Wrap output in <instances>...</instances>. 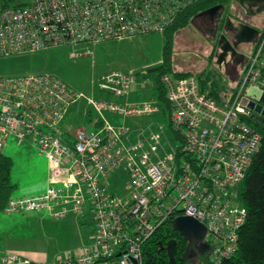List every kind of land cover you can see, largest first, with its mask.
I'll list each match as a JSON object with an SVG mask.
<instances>
[{
  "label": "built area",
  "instance_id": "1",
  "mask_svg": "<svg viewBox=\"0 0 264 264\" xmlns=\"http://www.w3.org/2000/svg\"><path fill=\"white\" fill-rule=\"evenodd\" d=\"M202 1L31 0L0 13V57L60 46L72 48L70 58L89 55V46L104 41L162 33ZM263 46L264 39L241 69L227 105L205 95L195 75H161L169 128L179 141L174 148L159 123L156 130L153 124L128 128L105 119V111L123 117L158 111L152 101H126L132 72L97 79L99 89L124 101L87 99L98 114L91 128L63 123L68 106L83 96L57 76L0 77V150L9 136L27 138L48 161L45 192L11 199L6 212L46 210L53 219L89 212L93 225L88 246L36 262L0 251V264H141L142 244L178 215L205 226L206 264L234 255L247 219L238 190L261 142L252 125L260 115L241 100L250 86L264 88ZM121 171L126 180L117 194L106 179Z\"/></svg>",
  "mask_w": 264,
  "mask_h": 264
},
{
  "label": "rangeland",
  "instance_id": "2",
  "mask_svg": "<svg viewBox=\"0 0 264 264\" xmlns=\"http://www.w3.org/2000/svg\"><path fill=\"white\" fill-rule=\"evenodd\" d=\"M219 4L221 6L213 7L212 10L227 8L229 4L230 7H236L238 3L235 0H223ZM246 6L257 9L250 4ZM206 11L208 9L196 12L191 16L188 25L174 34L171 66L176 72H188L193 76L201 72L209 71L210 74L216 72L217 39L224 33L221 32L217 35L215 30L214 33L207 32L205 23L207 21L203 16L201 17ZM253 12L252 16L264 13L263 11L256 14L254 10ZM245 13L249 12L246 10ZM229 22L231 24V21ZM194 23L205 25L202 28ZM231 26L236 25L231 24ZM261 29L257 32L254 42L240 43L236 46V51L239 53H242L240 49L243 45L251 46L245 60L242 61L244 63L242 68L264 39V25ZM224 36L232 41L235 35L224 34ZM164 39L165 36L162 33H148L133 38L104 41L89 46L88 48L91 50L89 55L82 54V56L71 58L69 52L72 48L64 46L50 48L45 52L0 57V77L28 76L39 73H51L57 76L70 87L71 91L83 96L68 106L63 123L73 128L79 126L91 128L89 120L95 119L98 114H95L92 106L87 103V99L107 100L115 104L123 103V98L115 97L111 92L99 89L97 79L109 72H132L135 81L130 85L129 91L134 92L138 101H152L157 105L158 111L127 117H123L120 113L105 111L103 112L105 119L114 125L124 124L128 128H141L153 124V128L156 130L157 123H159L163 126L168 144L174 148L175 145H179V141L170 131L169 111L164 108V102L158 99L159 89L156 85L157 70L155 69L162 63ZM85 49L82 46L77 48V51L82 53ZM263 49L261 57L264 59ZM213 76L214 78L219 77L217 74H213ZM202 77L204 78V76ZM162 143H165L164 136ZM0 152L6 157H10L13 162L10 173L11 181L16 184V188L11 194L13 198L31 199L45 192L48 187V161L45 154H40L39 150L28 140L18 143L13 136L8 137ZM125 178V173L121 171L111 174L106 180L111 185V191L120 194ZM89 216L91 217L90 214ZM88 217L84 218L86 223L83 224L80 218L78 219L71 213L62 218L53 219L46 210L23 211V213L3 211L0 213V234L6 229L10 232L6 233L7 236L26 240L28 248L19 249V251L35 256V259L54 258L66 250L76 251L91 242L93 225ZM30 248L40 250V252L29 250Z\"/></svg>",
  "mask_w": 264,
  "mask_h": 264
},
{
  "label": "trees",
  "instance_id": "3",
  "mask_svg": "<svg viewBox=\"0 0 264 264\" xmlns=\"http://www.w3.org/2000/svg\"><path fill=\"white\" fill-rule=\"evenodd\" d=\"M223 0H203L183 12L172 25L162 32L164 34V48L162 63L157 66L156 82L159 89L158 99L164 102V108L168 110V102L165 99V90L160 84L162 74H171L183 78L190 75L188 72H176L171 66V48L175 32L188 25L191 16L203 8ZM29 0H0V13L6 7L25 6ZM198 78L201 91L212 98L219 105H227L230 94L234 88L220 89L217 77L208 72L195 75ZM204 76V78L202 77ZM219 93L221 95L219 96ZM91 119L89 120L90 123ZM253 128L260 134V146L258 152L253 155L251 165L245 172L238 190L239 200L247 209L246 221L238 229L237 247L235 254L224 259L220 264H264V118L256 117L252 122ZM13 162L0 152V213L6 212V206L11 199V194L16 184L11 181V169ZM91 219V217H90ZM177 233L171 228V222L167 221L160 226L154 234L142 245L141 264H167L168 255L165 251V242L169 238L177 237ZM3 241L0 238V251H3ZM2 249V250H1ZM205 257L196 264H206Z\"/></svg>",
  "mask_w": 264,
  "mask_h": 264
},
{
  "label": "water",
  "instance_id": "4",
  "mask_svg": "<svg viewBox=\"0 0 264 264\" xmlns=\"http://www.w3.org/2000/svg\"><path fill=\"white\" fill-rule=\"evenodd\" d=\"M236 3L240 5L241 8L250 9L248 10V14L254 13L251 8L245 6L246 4H250L252 6L257 7L255 13L264 11V0H235ZM212 8L208 9L207 12H212ZM227 26H230L231 31L235 35L233 40L230 41L229 38L221 34L218 36L216 51H215V65L218 67H223L225 73L233 76H236V69L238 64L241 66L244 63L240 62L238 59L243 57L242 53L236 51V46L240 43H249L254 42V38L257 35V30L249 26L248 24H236V26H231L230 22L227 21ZM241 103L252 108L253 111L260 115V117L264 118V88L258 89L250 86L245 92ZM171 228L174 232L180 234L188 243L186 252L190 249L192 244H201L204 242L205 235L207 233L205 226L203 223L194 219L191 216L186 215H178L177 217L170 220ZM171 247H174V241L168 240L165 243ZM167 264H176L174 250L168 252V261Z\"/></svg>",
  "mask_w": 264,
  "mask_h": 264
},
{
  "label": "flooded vegetation",
  "instance_id": "5",
  "mask_svg": "<svg viewBox=\"0 0 264 264\" xmlns=\"http://www.w3.org/2000/svg\"><path fill=\"white\" fill-rule=\"evenodd\" d=\"M216 6H221V4H219V2H216L213 5L203 8L202 10H207ZM246 10L248 11L249 9ZM246 10L244 8H241L238 4L236 5V7H230L229 4L227 8L224 7L216 11L213 10V12L211 13L206 11L201 15V17L203 16L207 21L205 22L207 32L214 33L215 31H217V35L220 34L221 32L224 34H233L230 27L228 28L226 26L227 20L231 21L232 25H236V23L245 24V25L248 24L249 26L256 29L254 26L251 25L252 19H250L251 18L250 16L252 15L245 13ZM251 10L255 11V8H251ZM168 240H173L175 246L171 247L170 244H168V246L165 245V251L166 254L168 255V252L174 250L176 264H196L202 259V257H205L207 255L208 246L205 241L201 244H192L190 249L186 252L185 255L184 253L188 243L180 234H178L177 237L175 236L174 238H169Z\"/></svg>",
  "mask_w": 264,
  "mask_h": 264
},
{
  "label": "crops",
  "instance_id": "6",
  "mask_svg": "<svg viewBox=\"0 0 264 264\" xmlns=\"http://www.w3.org/2000/svg\"><path fill=\"white\" fill-rule=\"evenodd\" d=\"M250 17H251L250 19H252L251 25L256 28L255 30L261 31L262 30L261 28L264 25V13L257 14L255 16H250ZM198 23H200V22H198ZM191 24H189V25L191 26ZM195 25H197L198 27L200 26V27L203 28L205 24H202V25L201 24H195ZM205 33H207V32L205 31ZM250 47L251 46H247V45H243L242 46L240 51L242 52V54L244 56L238 59L240 62L245 60L246 55H247L248 50L250 49ZM263 51H264V49H263ZM263 56H264V52H263ZM241 68H242V66L240 64H238L237 69H236V76H233V79H232L231 75H228V74L225 73V70H224L223 67H218L217 66L216 72H214L213 74H215V75L217 74L219 76V77H217L218 78L217 81H218V85H219L220 89L234 88L235 84H236V82L238 80L239 72L241 71ZM220 95H221V93H219V96ZM126 101H129V102H140V101H138V98L135 96L134 92H132V91H130V93L128 94V97L126 98ZM91 121H90V123H91ZM25 139L28 140L27 138H25ZM25 139H21L20 141L19 140H17V141H18V143L23 142V141L25 142L26 141ZM28 141L31 142L30 140H28ZM88 215L89 214H83L82 216H79L77 218L78 219L80 218L82 220V223L85 224L86 223L85 219L88 217ZM88 218H90V216ZM75 221H77V219H75ZM87 225H88V223H87ZM91 230L93 231V227L91 228ZM6 233H10V232L8 230L4 229V231H2V233L0 234V238L3 241V247H2L3 250L18 252L22 256L30 259L31 261H35V262L36 261H47V260H52L53 259L52 257L51 258L50 257L49 258L48 257H46V258L44 257L43 259L40 260V259H37V258L35 259L34 258L35 256H32L30 254H26V253L24 254L23 253L24 251H19V249H24V248L27 249L28 248L27 241L23 240V239H18V238H15V237H9V236L6 235ZM91 236L89 237V240H90ZM91 240H92V238H91ZM89 244H85L83 246H88ZM29 250H32V251H35V252L36 251L40 252V250H36V249L34 250V248H30Z\"/></svg>",
  "mask_w": 264,
  "mask_h": 264
},
{
  "label": "bare ground",
  "instance_id": "7",
  "mask_svg": "<svg viewBox=\"0 0 264 264\" xmlns=\"http://www.w3.org/2000/svg\"><path fill=\"white\" fill-rule=\"evenodd\" d=\"M68 213H70V212H68ZM68 213H67V214H68ZM67 214H66V216H67ZM71 214H72V213H71ZM84 214H89V212H86V213H84Z\"/></svg>",
  "mask_w": 264,
  "mask_h": 264
}]
</instances>
